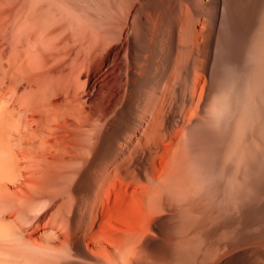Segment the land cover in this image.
Masks as SVG:
<instances>
[{"label":"rangeland","instance_id":"rangeland-1","mask_svg":"<svg viewBox=\"0 0 264 264\" xmlns=\"http://www.w3.org/2000/svg\"><path fill=\"white\" fill-rule=\"evenodd\" d=\"M166 1L167 5L164 7L166 3L160 5L157 0H0V120L2 119L0 121L2 128H0V172L2 173L0 174V264L264 263V0H252L253 2L244 0L248 3L243 0L242 2L241 0L233 1L237 6L238 3L242 5L238 8L240 9L241 6V10L237 9L238 12L240 11L238 13L240 18L236 31L241 32L243 28L242 31L247 32L241 33H248L250 36L246 34L243 36L238 32L235 35L236 33L233 32L232 40L237 41L232 42L233 54L229 53L230 50L219 39V33L214 31L209 24L207 13L212 10L210 5L212 0H201V5L200 0H184V3L183 0ZM244 3L246 5L250 3V7L249 5L244 6ZM132 4L134 8H131ZM111 5L116 7V10H113L115 14L121 13L116 15L117 17L113 13L115 19L109 10V7L112 8ZM188 7L191 10L194 8L198 14L193 13L199 17L192 15V28L190 27L189 31L191 43L197 40L202 43L206 40L210 51L204 61V66L202 65L203 68L199 66L202 70L197 65L202 57L195 58V54L191 55L190 60L193 62L188 64L190 82L186 78L184 80L183 76H181L182 79L179 77L185 72V66L183 72L180 62H172L171 67L166 69L163 88L167 97L172 90L177 89L179 93L181 92L180 94L175 92L179 99L185 93L186 97L194 96L190 98L191 102L187 97L186 106L189 108L191 105L190 110L194 108L195 114H201V112L202 114L200 116L194 114L196 117L192 116L193 119H191L190 110L185 106L184 110L189 111L191 120L187 122L188 115L186 118H181L179 123L182 127L178 123L179 127L176 128L180 129H172L173 132L176 130L178 136L172 134V138L167 142L173 139V135H176L177 139L174 137L173 143L171 141L175 148L178 140L185 136L188 139L185 147H193L194 149H188L195 150L197 154L208 155L205 166L185 157L179 170L183 172L188 187L186 186L187 190L186 188L182 191L177 190L176 199H182L183 202L184 198L190 196L191 201L197 202L203 198L204 202L209 200L212 206L206 201L207 206L209 204L211 207L203 211L196 209L194 212L191 206H183L175 211V214L173 212H169V215L168 213L163 214L164 212H160L164 211L161 200H159L160 203L159 201L156 203L158 199H153V195L149 194L150 196L147 197L150 191L142 198L140 187H144L151 180L148 170L143 171L142 183L139 186L126 173L119 172L114 174V187L111 185L113 194L110 199L111 208L106 228L98 225L100 222L98 221L95 230L86 239H71L76 235L72 231V227L75 226L74 219L84 211L83 209L82 212L80 210L77 212L79 197L83 195V203L88 206L99 187L96 185L100 184L101 174H104L107 167H113L111 165L113 160L108 154L109 150H106V153L101 152L103 156L99 163L97 159L100 156L93 155L92 148L96 149L101 145L96 143V138L89 140L85 145L82 144L83 146L80 145L82 149H79L81 148L79 145H74L77 142L73 143L74 141L66 133L67 130L69 132L71 130L70 126H66L68 125L67 120L79 125L86 123L85 108L88 105L85 99L91 92L87 76L92 74L91 68L96 60L104 58L100 55L105 56L108 52L106 49L109 47L126 43L130 35L136 38L139 35L138 38H143L144 34L149 32V16L152 11L156 10L155 8H158L156 11L160 14L159 25L161 27L158 25L159 29L156 28L155 48H148L151 49L149 51L136 40L121 52V60L125 65L137 62V58L143 53L148 54L150 65L156 64L158 59L156 48L159 44L158 38L164 32V24L172 21L171 26L178 35L182 23L179 19L180 9ZM92 8H95L94 11ZM98 8L100 10L97 12ZM223 8L224 4L221 3L220 10ZM107 9L109 12L106 11ZM254 12H256L255 15ZM133 15L137 17L132 19ZM96 16L98 19L105 18L104 21L112 18L113 21L107 20V25L110 23L111 25L106 27L103 25L105 29L103 30L101 24L97 25L95 22ZM136 20L139 22L137 23ZM116 21H119L120 25L112 30V32L116 31V35L110 36L114 34L111 33V29L116 28L114 26ZM228 27V22H225L223 28L227 37L229 36ZM134 28L137 29L133 31ZM98 29L100 32L104 31L101 32L102 35L106 31L107 36L98 35L99 40ZM194 31L195 36H193ZM120 32L122 37L119 36V38L120 40L123 38L124 42L116 39L119 43L113 38L118 37ZM208 34L211 37H205ZM236 36L239 39L234 40ZM102 37L108 38L103 40ZM139 44L142 48L138 47ZM193 57L200 59L198 63L193 60ZM72 58H75L74 62ZM76 59L82 62L77 70L80 72L84 69L80 72L81 74L78 72L81 76L79 77L76 71H73L69 79L62 77L61 69L71 61L76 63ZM178 64L182 72L180 70L178 72ZM194 64L201 71L198 69L196 75ZM104 79L106 81L101 79L102 81L99 80L97 84L102 83L107 96L111 92L107 90V87L111 89L113 77ZM171 82L173 84L176 82V85H170ZM184 84L190 87L186 85L180 91ZM170 86L173 87L171 90ZM202 90L204 93L200 97ZM188 102L189 105H187ZM197 105L200 111L196 110ZM67 109L71 110V115H68ZM63 118L67 120H62ZM114 121L110 129L118 124L117 119ZM102 123L100 122V127L89 130L88 135L92 137L101 135ZM186 138H182L183 142ZM132 139L134 143L137 142L134 137ZM120 142L125 143L126 141L122 138ZM122 143L118 145L124 147ZM92 164L96 165L94 166V171L97 170L96 184L93 189L79 190L77 186L79 180ZM235 164L237 168L233 166ZM159 165L161 169L158 168L159 173L157 172L156 176L164 173V168L161 164ZM7 169L10 170L11 175L8 172L6 174ZM55 169L58 184L48 176V173ZM41 183L46 187H51L52 192L40 191L34 194V190L38 189L36 184ZM218 185L220 188H217ZM216 188L219 193L214 190ZM149 197L153 202L155 201L153 206L158 204L155 207L158 216L154 215L156 218L153 216V220H151L152 216L149 217V209L152 208L148 205ZM152 200L150 205L153 204ZM84 205L82 207H86ZM159 225H163L170 239H158ZM243 248L247 253L251 252L249 256ZM239 252L244 253L243 257L234 258ZM246 255L249 257H247L248 260H246Z\"/></svg>","mask_w":264,"mask_h":264},{"label":"bare ground","instance_id":"bare-ground-1","mask_svg":"<svg viewBox=\"0 0 264 264\" xmlns=\"http://www.w3.org/2000/svg\"><path fill=\"white\" fill-rule=\"evenodd\" d=\"M110 1H112V0H110ZM233 1L234 0H232V1L231 0H212L211 1V4H210L212 10H211V12L207 13L208 18H209V24H210L211 28L214 31H217L219 33V39L224 44V46H226L228 48V50H230L229 53H232V51H233V50L231 51V48L233 47L232 46L233 45L232 42H234L232 40V36L234 35L233 32L236 33L235 35H237V32L238 31H236V30H237V27H238L237 25H238L239 18H240L239 17V14H238L240 11L239 12L237 11V9L239 8V5H241V4L238 3L240 1L237 2L238 3V6L236 4H234L236 2L233 3ZM251 1H250V3L252 5V2L253 1L252 2ZM88 2H90V1H88ZM157 2L160 5H162V4L164 5L166 3L164 5V7L167 5V1L166 0H157ZM241 2H242V0H241ZM243 2L246 3L247 1H244L243 0ZM179 3H181V2L179 1ZM183 3H184V0H183ZM200 3H201V0H200L199 4ZM221 3L224 4V8L220 10ZM249 4H247V5H249ZM128 5H130V4H128ZM247 5L245 4L244 6H247ZM108 6H110V4ZM111 6H112L113 9L111 7H109V10H110V12H112V14L113 13L115 14V11H113V10H116V7H114L113 5H111ZM132 6H133V4H132ZM139 6H141V3H139ZM241 6H240V9H238V10H241ZM198 7H200V6H198ZM249 7H250V5H249ZM131 8H134V6L131 7ZM131 8H130V10H131ZM136 8H135V10H136ZM88 9H87V11H89L91 9V7H90L89 10ZM94 9H93V11H94ZM138 9H139V7H138ZM144 9L147 10V8H144ZM155 9L157 10L158 8H155ZM99 10L100 9L98 8L97 12ZM146 10H143V11H146ZM156 10L152 11V13L150 11V13H151V15L149 16L150 17V20H148V21H150L149 22V24H150L149 25L150 26L149 32L148 33H145L144 36H143V38H138L139 35H138L137 38H136V36H132V35L129 36L128 35L129 37L127 38V42L126 43L116 44L115 46H112L111 48L109 47L110 48V49L108 48L109 50L106 49L108 52H106L105 56H104V54L103 55L102 54L100 55V56H103L104 58H101V60H96L95 64L91 68L93 72H92V74H90V75L87 76L88 83H89V90L91 89V92L88 91L89 92L88 93V96L85 99V100H87L86 103H87L88 107L87 108L84 107L85 110H86L85 112L87 114L86 123L79 125L78 123H75L73 121H70V120L68 121L66 118H63L62 119V120L65 119V121L67 120L68 125H66L67 124L66 123L65 124L66 126H70L69 127L71 129L70 132L67 130L66 133L68 134V137H70L72 139V141H74L73 143L77 142L74 145H76V146H78V145L80 146L82 144L85 145V143H87L89 140L91 141L94 138H96V140H95L96 143L97 144L100 143L101 145L99 147H97L96 149H95V147H94V149L92 148V150H93V155L94 156L95 155H97V157L100 156V158L97 159L98 163H99L100 159L103 156V155H101V152L103 153L106 150L107 151L108 150L110 151V152H108V154H110L111 159L113 160L112 161L113 164H111V165H113V167L112 166L110 168L107 167L104 170V174H101L100 181H99L100 184L99 185H96V187L97 186H99V187H98L97 191L95 192V196H93L92 201L90 200L91 201L90 204H88V206L84 205V203H83V201H84L83 200V197L84 196L81 195V197H79V199H78V205H77L78 206L77 212L79 210L80 211L81 210L83 211V209H84V211L83 212L81 211L82 214L81 215L79 214V216H76L75 219H74L75 226L72 227L73 228L72 231H73V233H76V235H74L73 238L71 237V239H86L95 230V227H96V224H98V221H100L98 225H100L101 227H105L106 228V226L108 224V220H107L108 218L107 217H108V213H110L109 211H110V208H111V200L110 199H111L112 194H113V192H112V189L113 188L111 187V185L113 186L114 177H115L114 174H117L119 172H123L122 174L126 173V175L130 179H132V181L135 182L136 185L139 186V184L142 183L143 171L144 170H148L149 173H150V175H151V180H149V182L144 187H142V186L140 187V188H142V192H141L142 198H144L146 196V194L148 193V191H150V192L152 191L151 193L149 192L147 194V197L150 196L149 194H151V196L153 195L152 196V198L154 197L153 199H158L156 201V203L159 200H161V202L163 203V205H162L163 208L162 209H164V211L162 210L160 212H162V213L164 212L163 214L168 213V215H169L170 214L169 212H173L174 213L175 211H178V209H180L183 206H188V207L191 206L190 208L191 209L193 208L192 209L193 211L196 210V209H198L199 211H203V210L207 209L211 205L210 204V201L205 199L210 204V205L208 204V206H207V203H206V201L204 202V199L203 198H200L199 199L200 201H197V202L196 201H191L190 198H189L190 196L187 197V198H184L185 200L183 202L181 201L182 199L181 200H177L176 199V192H177V190L178 191L184 190L186 188V186H187L186 184H188V183H185V179H184V176H183V172L181 170H179V167L183 163L185 157L187 159H191L194 162H198L202 166H205L206 165L207 158H209V157L205 153H202V154L201 153L200 154L199 153L198 154L195 153V150L193 151V149H194L193 147H190V146L189 147L188 146L185 147L184 145H187V143H188V139L185 136H183V137L180 136V138L181 137L182 138H186L187 141H186V139L184 140V142H186V143H184L183 140H182V138H181L176 143V147L173 148L174 145L172 146V143H173L172 140H174V137L177 139V136L178 135L176 134L175 131L178 130V129H180V128H176V127H179L178 123H179L180 119L181 118H186L187 115H188L187 119L189 118V120L185 119L188 122L191 119H193V117H196L198 115L200 116L202 114V112H201V114H198V113L195 114V109L194 108H192L193 110L191 109L192 111L189 109L190 107H192L191 105H190L189 108L186 106V99H187V97H189L188 99L191 102V99L190 98H193L194 96H192V97L187 96L186 97V93H185L183 96H180L181 98L179 99V97L177 96L176 93L178 92V94H180L181 92L179 93V91H177L178 90L177 89L176 91H173L172 90V93H170L169 97H167L166 94H165L164 88H163V82L165 80V75H166V72H167L166 69L169 68V67H171V63L172 62H174V63L175 62H180L181 65L183 66V67H181L180 64H178V69H177L178 72L181 71L180 70V67H181V69L183 71L184 70V66H185V70H184L185 72L183 71L185 73V75H184V73H183V75H182V73H181V75L179 73V75H180L179 77L181 78V76H183L184 78L183 77L182 78L184 80L187 79L188 82H190L189 81V79H190L189 76L190 75L188 76V72H189L188 71V69H189L188 64H189V62H190V64L193 62L192 60H190L191 55L192 54H195V56H196L195 58L202 57V60L199 59L200 61L197 60V59H195L193 57L194 58L193 60L196 63H198L197 61H199V63L197 64L198 67L200 65L202 66L205 63L204 61L208 57V53H209L210 50H209V44H208V42L206 40L203 41V39H202V41H203L202 43H199L198 40H197L198 43H197L196 40H195L196 42H192L191 43V36H190V32L189 31H190V27L192 26L191 24L193 22L192 21V15L194 13L196 14L197 12L194 11V8H192V10H191V9H189V7L188 8H181L180 9L179 19L182 21V23H181V29H179L180 31H179V34L178 35L174 32V30L172 28L173 26H171L172 25V21H169L167 24H164V32L158 38L159 39V44H157V48H156L157 49L156 52H158L157 53L158 59H157L156 64L150 65L149 64V59H148V56H147L148 54L145 55L144 53L143 54H140V56L137 58V60L135 59L137 61L135 63H130V64L125 65L123 63V61L121 60V52L131 42H134V41L137 40L139 43L141 42V44L143 46H145L147 49L148 48H153L154 46H156V45H154V42H156V41H154V38H155V35H156V33H155L156 32V28L159 25V21H160V19H159L160 14ZM203 10H205V9H203ZM106 11L109 12L108 9ZM140 12H139V14H140ZM144 13H146V12H144ZM148 13H149V10H148ZM171 13H172V11L170 12V14ZM107 14H109V13H107ZM114 14L111 15V16H113V19H115V16L117 15V14H115V16H114ZM119 14H121V13H119ZM139 14H137L138 17H139ZM201 14H202V12H201ZM255 14H256V12H254V15ZM105 15H102V16H104L106 18L107 16H105ZM137 15H135V16L137 17ZM177 16H178V14H177ZM195 16H196V18H199L198 15H195ZM250 16H249V18H250ZM136 17H134V15H133L132 16V19H135ZM140 17H142V16L140 15ZM204 17L206 18V16H204ZM247 17H248V15H247ZM96 18H97V16H96ZM105 18L104 19L102 17H101V19H98L97 18L96 21L94 20L95 19L94 18L93 20L97 23V25H100L101 24L102 27H103V25H105V27L106 26H110L111 23H110V25H107V24H108V21L109 22L110 21H113L112 18H109L111 20L106 19V21H104ZM144 18H146V17H144ZM193 18H194V16H193ZM137 19H141V18H137ZM83 20L84 19H82V21ZM101 20L104 21V22L102 21L103 24H102ZM136 21H137V23L139 22L138 20H136ZM118 22L119 21H116L115 23L118 24ZM225 22H228V25H229V27L227 28L229 30V32H228L229 33V36L228 37L225 36L226 34L224 33V28H223V25H224ZM134 23H135V21H134ZM116 24H114V26H116V28L110 27V29L112 28L111 29V33H114L113 35H110V36L116 35L115 34L116 31H113L112 32V30L117 29V27L120 25V23L118 25H116ZM128 25H129V23H128ZM134 25H136V24H134ZM146 25H148V24H146ZM84 26H86V25H84ZM131 26H133V23H132ZM146 27H144V28H146ZM250 27H252V26H250ZM253 27H254V25H253ZM137 28H138V26H137ZM137 28H134L133 31H135ZM84 29H83V32H84ZM157 29H159V28H157ZM99 30L100 29H98V31ZM103 30H105L104 27H103ZM242 30H243V28L241 29V32H244L245 31V30L244 31H242ZM95 31L97 32V30H95ZM144 31L147 32V30H144ZM144 31H143V33H144ZM101 32L99 31V34L97 33V36L98 35L100 37L101 36H104V35H105V37L107 36L106 31H105V33L103 35H102V33L104 31L102 33ZM130 32H131V30H130ZM137 32H138V30H137ZM137 32H136V34H138ZM225 32L227 33V31H225ZM241 32H238V33H241ZM245 32H247V31H245ZM218 33H217V35H218ZM128 34H130V33H128ZM193 34H194L193 36L196 35L195 34V31H194ZM244 34H246V33H244ZM244 34H242V35L244 36ZM134 35H135V32H134ZM140 35H141V33H140ZM209 35L210 34H208V36H205V37H211ZM211 35H212V33H211ZM246 35L248 36V33ZM99 36H98V39L100 40V37ZM119 36L121 38L122 37V33L120 35H118V37L117 36H116V38L114 37L113 40L114 39L115 40L116 39L120 40ZM238 36H240V35H238ZM248 37H250V36H248ZM107 38H103V40H105ZM196 38H198V36ZM237 38H238L237 36H236V38L234 37V40L237 39ZM96 39H97V37H96ZM252 39H253V37H252ZM118 40H116V41L119 42ZM121 41H123V38H122V40H120V42ZM125 41H126V38H125ZM236 42L237 41H235L234 43H236ZM139 46H140V44L138 45V47ZM138 47H137V49H139ZM140 47L142 48V46H140ZM234 47H235V45H234ZM243 50H244V48H243ZM154 53H155V51H154ZM241 53H243V52H241ZM177 54H178V57L176 58V55ZM132 55H134V54H132ZM234 56H236V54ZM240 57L242 59V56H240ZM77 59L75 61L76 63H73L74 60H75V58L74 59L72 58V61L73 62L71 61L70 64L67 63L66 64L67 66L66 65H65V67L63 66L64 68L62 67L63 68V69H61V73H62L61 75H62V77L66 78V79H69L70 76H72L73 71H76L77 75L81 74L80 72L83 71L84 69L81 70L80 72L77 71L78 68H80L81 65H82L81 60L78 61L79 59L78 60ZM129 59H132V58L129 57ZM236 60L238 61V59H236ZM197 65H195L197 69L194 66V70H195L194 74L195 75H196V71L199 68H201V67L198 68ZM193 66H192V68H193ZM203 66H202V68H203ZM202 68H201V70H202ZM91 69H90V71H91ZM198 71H200V69ZM78 72H79V74H78ZM200 72H198V74L201 75ZM198 74H197V77H199ZM80 76L81 75H79V77ZM109 77H113V82H112V85H111V89H109L107 87V90H110L111 92L106 96L105 95V92H104V89L105 88L103 89L102 83H101V85L100 84L98 85L97 83L99 82V80L102 79L104 81L105 80L104 78H109ZM87 78H86V80H87ZM169 78L171 80L173 79V77H169ZM70 80H72V79H70ZM178 80H180V79H178ZM178 80H176V82ZM75 81H76V79H75ZM176 82H175V84H173L171 82L170 85L172 84L174 86V85H176ZM105 83L106 82H104V84ZM178 83H179V81H178ZM184 83H187V82H184ZM105 85H108V83H106ZM186 85L184 84L183 88H180V91H182L181 89H184V87ZM187 86L190 87L189 85H187ZM171 87L172 86H170V90L173 88V87L172 88ZM205 88H204V90H205ZM187 89H189V88H187ZM187 89H186V91H187ZM190 89L192 90V88H190ZM191 90H190V93L192 92ZM194 90H195V88H194ZM195 91H193V92H195ZM203 93H204V91L202 90L201 91V94H200V97L203 96ZM187 105H189V102L187 103ZM185 106H186V109L188 108L190 110V115H191L190 117L193 116L191 119L189 117V111L186 110V111H188V112H186L184 110L185 109ZM198 108H199V106L197 105L196 110H198ZM44 109H47V108L44 107ZM70 111L68 110V112H69L68 115L70 114ZM198 111H200V110H198ZM185 112H186V115H185ZM72 116H73V114H72ZM114 118L117 119V123L118 124L115 127H113V128L111 127L112 129H110V126H112V124L115 122L114 120H116ZM62 120H59V121H62ZM82 120H84V119H82ZM185 120H184V122H186ZM0 121H2V119ZM4 121H6V119H4ZM75 121L78 122L77 120H75ZM182 121H183V119H182ZM8 122H9V119H8ZM8 122L6 124H8ZM100 122H103L102 123L103 126L101 128V132H102L101 135L94 136V137L89 136L88 135L89 134V130H93L97 126L100 127V125H99ZM184 122H182V123H184ZM60 123L61 122H59V124ZM7 127H8V125H7ZM180 127H182V124H180ZM174 128H176V130L173 132L172 129H174ZM3 131H5V130L3 129ZM177 133L180 134V132H177ZM172 134H176L177 136L176 135H173V139L170 140L169 142H167L169 139L172 138ZM128 135H130V136H128ZM120 136H121V138H120ZM127 136L130 138V140L132 139V137H134L135 140H137V142L134 143V139H132L133 141L132 140L130 141L129 138H127ZM122 138L124 139V141H126L125 142L126 145H125V143L120 142V139H122ZM97 140L99 142H97ZM171 141H172V143H171ZM80 142H83V143H80ZM121 143L124 144V147H121L120 145H118V144H121ZM82 146H80L81 148H79V149H82ZM188 148H193V149L190 150ZM192 152H194V153H192ZM79 154H80V152H79ZM50 156H52V155H50ZM81 157H82V154H81ZM74 158H76V157H74ZM83 158H85V157H83ZM102 162H104V161H102ZM1 164H3V163H1ZM94 164H95V161H94ZM159 164H161L162 165V168H164V173H163V175H157L156 176L157 172L159 173V170L161 169V167L159 168V166H160ZM7 166H9V165L7 164ZM94 166H96V165H93L92 164L82 174V178H81V180H79V183L77 185L79 190L83 189L82 191H87V190L93 189L94 185L96 184V176H97L96 175L97 170H96V172L94 171ZM233 166L236 167V164L233 165ZM1 168H4V167H1ZM52 168H53V166H52ZM158 168H159V170H158ZM202 169H203V167H202ZM9 171L10 170L6 171V174H7V172L10 174ZM55 171H57V170L55 169L51 173H48V176H49V178L52 181H55L54 183L57 182V184H58L59 181H56V180H58V179H56V177L58 175L55 174L56 173ZM3 172L5 173V170H3ZM0 174L2 175L1 172H0ZM119 175L120 174H118V176ZM60 176L61 175H59V177ZM36 186H38V189L37 190H34V194L39 193L40 191H43V192H46V193H51L52 192V190H50L51 187H46L45 184H43V183L38 184V185L36 184ZM218 186H217V188H220V185H218ZM217 188L214 189V190H216V192H218ZM186 190H187V188H186ZM91 198H89V199H91ZM86 200H87V198H86ZM148 200H150L148 202V205L152 207V208L149 209L150 210L149 211L150 212L149 217L150 216L153 217L154 215L157 214L156 213V210L157 209L155 207H156V205L158 206V204H155V206H153L155 201L153 202V200L150 199V197L148 198ZM151 200L153 202L152 205L149 204V203H151ZM47 203H48V201H47ZM51 203H52V201H51ZM51 203L49 205H51ZM74 203H73V205H74ZM159 203H160V201H159ZM190 204H192V205H190ZM83 205L86 206V207H82ZM149 206H148V208H149ZM46 207H47V205H46ZM188 207H186V208H188ZM153 208H154V210H153ZM43 209H45V208L43 207ZM48 209H49V207H48ZM158 209L160 210V208H158ZM42 211H47V210H42ZM162 213H161V215H162ZM157 216H158V214H157ZM154 217L151 220H153ZM69 224H70V222H69ZM38 225L39 224L37 223V226ZM34 229L36 230V227ZM157 236H158V239H170V235L167 234L164 231L163 225H159V235H157ZM259 240L258 241L261 242V239H259ZM256 242H254V243H256ZM253 244H252V246L257 247L256 245H253ZM154 247H157V246L154 245ZM247 247L249 248L248 245H247ZM252 248H254V247H252ZM260 248H262V247H260ZM244 249L245 248H243V250ZM257 249H258V247H257ZM154 250H155V248H154ZM245 251H246V249H245ZM243 252H241V253L239 252L240 254L238 253L234 258L243 257V254H244ZM248 252L251 253L250 251H248ZM258 252H259V250H258ZM246 253H247V251H246ZM249 253H247V255ZM254 253H255V251H254ZM260 253H262V252H260ZM247 255L245 256L246 258L249 256V255L248 256ZM251 255L252 254H250V256ZM158 257H160V256L158 255ZM255 257H256V255H255ZM258 257L260 258V255ZM248 258L246 260H248ZM128 263H129V261H128ZM228 263H230V262H228ZM262 264H264V263H262Z\"/></svg>","mask_w":264,"mask_h":264}]
</instances>
